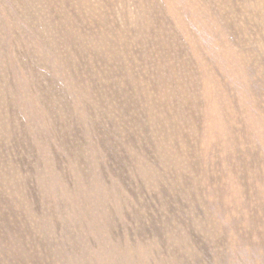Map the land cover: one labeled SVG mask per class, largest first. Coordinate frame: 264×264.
I'll list each match as a JSON object with an SVG mask.
<instances>
[{
	"label": "rangeland",
	"instance_id": "1",
	"mask_svg": "<svg viewBox=\"0 0 264 264\" xmlns=\"http://www.w3.org/2000/svg\"><path fill=\"white\" fill-rule=\"evenodd\" d=\"M0 264H264V0H0Z\"/></svg>",
	"mask_w": 264,
	"mask_h": 264
}]
</instances>
